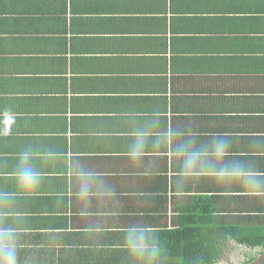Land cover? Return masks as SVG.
Segmentation results:
<instances>
[{"label": "crops", "instance_id": "crops-1", "mask_svg": "<svg viewBox=\"0 0 264 264\" xmlns=\"http://www.w3.org/2000/svg\"><path fill=\"white\" fill-rule=\"evenodd\" d=\"M153 122L164 142L130 158ZM173 130L226 136L264 174V0H0V225L17 264H145L136 222L158 239L152 264L195 261L198 241L250 252L217 233L263 237L264 193L210 177L178 193ZM25 149L35 190L15 182Z\"/></svg>", "mask_w": 264, "mask_h": 264}, {"label": "clouds", "instance_id": "clouds-1", "mask_svg": "<svg viewBox=\"0 0 264 264\" xmlns=\"http://www.w3.org/2000/svg\"><path fill=\"white\" fill-rule=\"evenodd\" d=\"M155 122L133 130L128 152L132 159H137L151 145L154 149L164 142L163 135H151ZM175 142L172 146L173 157L179 162L175 178L178 193L185 191L189 183L202 177H210L218 184L238 183L245 191L264 193V174L259 173L248 161L233 158L230 138L223 135L211 136L207 142H200L195 135L181 130H173ZM34 150L25 149L18 154L15 170V182L22 190H35L42 177L32 166ZM200 174H207L202 176ZM9 196L0 193V203ZM137 255L143 256L145 264H152L153 254L159 255L157 237L147 230L142 222L130 224L125 233ZM16 237L11 225H0V264H17Z\"/></svg>", "mask_w": 264, "mask_h": 264}, {"label": "trees", "instance_id": "trees-1", "mask_svg": "<svg viewBox=\"0 0 264 264\" xmlns=\"http://www.w3.org/2000/svg\"><path fill=\"white\" fill-rule=\"evenodd\" d=\"M217 235L221 236L223 240L228 241L232 238H236L237 241L240 244H243L248 248L249 250H255L257 249L259 253L264 252V236L257 238V240L245 238V237H236L234 234L230 233L229 231L226 232H218ZM231 247L227 246L225 244L221 245H211V246H204L203 244H200L198 241V244H195V246L186 245L183 247V254H195L197 256V260L190 262L186 261L184 264H219L220 261H222L227 255H230L231 253L228 252ZM248 256H251V253H247ZM244 256V255H242ZM254 257L251 256L250 260H247L245 264H249L251 261H253Z\"/></svg>", "mask_w": 264, "mask_h": 264}, {"label": "flooded vegetation", "instance_id": "flooded-vegetation-1", "mask_svg": "<svg viewBox=\"0 0 264 264\" xmlns=\"http://www.w3.org/2000/svg\"><path fill=\"white\" fill-rule=\"evenodd\" d=\"M243 258L244 256L242 257V259ZM246 259H243L240 261V258L238 257V255L236 256L235 254H230V255H227L222 261H220L219 264H231V262H233L234 264H245V262L248 260ZM234 260H239V261H234Z\"/></svg>", "mask_w": 264, "mask_h": 264}, {"label": "rangeland", "instance_id": "rangeland-1", "mask_svg": "<svg viewBox=\"0 0 264 264\" xmlns=\"http://www.w3.org/2000/svg\"><path fill=\"white\" fill-rule=\"evenodd\" d=\"M247 253H251V254H252L251 256H253L254 259H255L257 256H259V255L262 254L263 252H262V253H259L258 250H255V251H252V250H251L250 252L245 251V253H244V258H243V259H246V258H247L248 260H250L251 256H248ZM238 257L240 258V261L243 260V259H242V257H243L242 255H238ZM247 259H246V260H247ZM254 259H253V260H254ZM234 261H239V260H234ZM231 264H234V263L231 262Z\"/></svg>", "mask_w": 264, "mask_h": 264}, {"label": "water", "instance_id": "water-1", "mask_svg": "<svg viewBox=\"0 0 264 264\" xmlns=\"http://www.w3.org/2000/svg\"><path fill=\"white\" fill-rule=\"evenodd\" d=\"M249 264H264V252L257 256L253 261Z\"/></svg>", "mask_w": 264, "mask_h": 264}]
</instances>
